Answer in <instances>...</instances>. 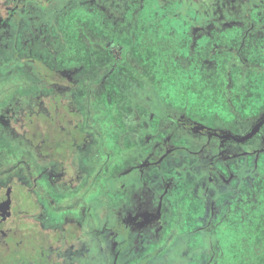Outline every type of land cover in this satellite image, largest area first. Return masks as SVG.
<instances>
[{
  "label": "flooded vegetation",
  "instance_id": "flooded-vegetation-1",
  "mask_svg": "<svg viewBox=\"0 0 264 264\" xmlns=\"http://www.w3.org/2000/svg\"><path fill=\"white\" fill-rule=\"evenodd\" d=\"M70 35L91 52L68 54ZM228 53L259 67L264 0H0V264H165L185 199L196 238L241 215L233 199L253 208L239 185L264 157V112L243 116ZM214 67L212 123L157 94L163 69Z\"/></svg>",
  "mask_w": 264,
  "mask_h": 264
},
{
  "label": "rangeland",
  "instance_id": "rangeland-1",
  "mask_svg": "<svg viewBox=\"0 0 264 264\" xmlns=\"http://www.w3.org/2000/svg\"><path fill=\"white\" fill-rule=\"evenodd\" d=\"M70 13V12H69ZM68 17V15H67ZM70 17V15H69ZM68 22L69 29L72 28ZM85 30V27H84ZM71 31V29H70ZM79 32L82 33L81 26ZM85 34V33H84ZM87 38L86 36H83ZM73 40L68 44L67 53L75 55V50H80L79 53H90L91 51L85 50L81 47V42L78 40L79 36L70 35ZM78 40L76 41L75 40ZM90 39V37L88 38ZM249 47L247 45L244 50ZM242 50V51H244ZM77 54V53H76ZM237 53H228L222 57H227L230 62V67L227 69L230 71V77L235 78L239 76L238 85L234 81L232 93L237 92L236 88L239 87L241 93L245 94L244 100L241 102L245 106L249 107L243 110V116H247L246 111H251L252 115H261L264 112V59H252L249 60L254 65L259 66L257 69H247L243 66L242 59ZM222 57H212L211 60H216L218 63L221 62ZM195 58V57H194ZM201 58V57H200ZM247 69V70H246ZM224 69L222 67H214L209 71L199 72L196 70L195 75L190 78L179 76L176 70L171 72H165L161 76L160 83H157V94L161 96L163 104L176 105L181 98H189V104L187 110L191 114L193 110L192 104L197 103L201 109L202 115L205 120L212 123L215 118L212 116L213 113H218L220 116H226L225 106L222 104L215 109V103L223 97L224 86L226 85V78L223 77ZM237 76H236V75ZM173 75H176V82H170L168 79ZM155 85V83H154ZM159 85V86H158ZM238 90V91H239ZM153 91V90H152ZM152 91L149 94L153 95ZM148 94V93H147ZM166 102V103H165ZM169 102L171 104H169ZM173 104V105H174ZM190 105V107H189ZM165 106V105H164ZM167 107V105L165 106ZM154 113H159L158 110L154 109ZM163 113V112H162ZM209 115L210 117H207ZM264 119V117H263ZM245 128V126L243 127ZM238 139L236 131L233 133ZM243 148H246L248 144L242 143ZM262 156H256L252 163L254 169L248 173L247 182L249 184V190L244 187V182H241L239 189L242 194L246 195L249 192L256 194V200L253 203V208L250 209L251 202H246L242 199H233L231 201V208H238L241 211V215L228 216L225 223H223L220 231L215 230L214 232L208 233L209 237L196 238L195 233H187L189 229L196 228L198 220L191 221V214L188 211L189 205L193 204L192 198L185 199L183 202V222L177 223L175 229L178 237H176L169 244V252L167 251V259L165 264H203L205 259L203 255H197V248L205 249L206 252H215L216 263L214 264H264V162ZM248 164L251 163V158H245ZM251 178L250 181H248ZM191 199V200H190ZM194 200V199H193ZM190 201V202H189ZM252 231V232H251ZM204 238V239H203Z\"/></svg>",
  "mask_w": 264,
  "mask_h": 264
},
{
  "label": "water",
  "instance_id": "water-1",
  "mask_svg": "<svg viewBox=\"0 0 264 264\" xmlns=\"http://www.w3.org/2000/svg\"><path fill=\"white\" fill-rule=\"evenodd\" d=\"M255 130L256 129L252 130L249 134H247V136H244L242 139H240V141H244V140L250 138L255 133Z\"/></svg>",
  "mask_w": 264,
  "mask_h": 264
},
{
  "label": "trees",
  "instance_id": "trees-1",
  "mask_svg": "<svg viewBox=\"0 0 264 264\" xmlns=\"http://www.w3.org/2000/svg\"><path fill=\"white\" fill-rule=\"evenodd\" d=\"M252 232V231H251Z\"/></svg>",
  "mask_w": 264,
  "mask_h": 264
}]
</instances>
